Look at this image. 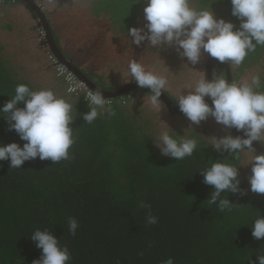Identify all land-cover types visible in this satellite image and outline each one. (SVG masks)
<instances>
[{"label": "trees", "instance_id": "1", "mask_svg": "<svg viewBox=\"0 0 264 264\" xmlns=\"http://www.w3.org/2000/svg\"><path fill=\"white\" fill-rule=\"evenodd\" d=\"M189 2L197 10L212 9L217 19L239 27L240 21L231 15L230 0ZM1 4L24 3L1 0ZM145 7L144 0H93L91 13L104 19L112 32L128 36L127 30L137 26ZM33 31L49 73L44 81L29 80L0 55V106L14 96L18 84L34 91L49 88L72 105L76 118L70 127L75 142L69 149L71 159L56 164L37 157L21 168H11L10 161H0V264H33L39 259L42 250L30 239L37 229L52 232L69 249L68 264H165L169 258L174 264H258L256 255L264 251V238H253L251 225L264 215V194L246 188L240 176L242 151L233 156L218 152L196 132L186 136L180 129L170 135L196 139L193 155L179 161L162 155L149 133L150 120L141 122L142 108L136 106L142 103L140 96L149 94L147 88L109 99L115 115H98L89 124L82 119L90 110L84 97L68 95L65 83L55 74L49 61L54 55L40 35L42 27L35 26ZM257 64L262 65L260 91H264V46H257L238 68L243 71ZM214 68L225 74L222 63H213L212 76ZM230 73L235 81L231 68ZM85 76L104 91L118 89L101 76ZM6 118L0 112V144L15 142L22 147L25 142L8 130ZM218 159L238 168L240 191L221 197L235 204L231 211L221 212L207 201L214 187L206 185L199 173ZM149 215L156 218L155 224L148 223ZM70 217L78 221L75 235L69 231Z\"/></svg>", "mask_w": 264, "mask_h": 264}, {"label": "clouds", "instance_id": "2", "mask_svg": "<svg viewBox=\"0 0 264 264\" xmlns=\"http://www.w3.org/2000/svg\"><path fill=\"white\" fill-rule=\"evenodd\" d=\"M33 2L35 3L34 0ZM230 2L231 15L240 21L238 28L223 18L217 19L212 9L197 10L189 0H144L146 7L143 12L147 23L144 28L128 29V36L136 46L147 41L151 47L175 48L179 56L186 58L192 65L198 64L202 54L207 53L220 63L227 62L230 68L233 64L239 66L249 53L256 51L257 46H264V0ZM38 7L42 10L41 6ZM44 39L46 42V37ZM128 71L131 75L128 82L135 81L138 87L150 90L149 99L153 107L162 104L160 97L168 83L165 77L155 74L135 59L128 63ZM260 89L259 75L253 76L250 83L233 80L229 83L224 73L213 72L210 82L204 75L187 95L179 96L176 104L191 122L190 126L199 125L212 117L216 123L228 129L243 132L246 138L232 135L212 137V147L232 156L243 149L254 150L249 164L250 190L264 194V153L256 154L252 147L253 142H259L261 135H264V91ZM73 91L74 88L68 89L70 93ZM205 97L211 100V105L206 102ZM85 101L90 110L82 114V119L89 124L98 115H115L109 98H105L100 89L89 90ZM21 103L24 105L22 108L18 107ZM72 110V105L51 89L34 91L25 84H18L14 96L0 106V112L7 114L4 120L8 124V130H14L25 143L22 147L15 142L0 144V161H10L11 168H21L26 161L37 157L42 161L51 160L54 164L71 159L69 149L75 140L70 125L76 118L72 116ZM159 141L155 145L161 154L175 158L176 161L192 156L197 148L196 139H177L169 131L161 132ZM222 160L213 161L210 167L199 172L204 177L203 182L214 187L207 201L216 205L221 212L226 209L231 211L235 205L229 198L222 199V193L240 191L238 168L223 163ZM144 206L142 203L141 207ZM147 221L149 224L157 222L151 215L147 217ZM68 227L70 233L75 235L79 227L78 221L70 217ZM251 229L253 238L258 241L264 238V215L260 214L253 221ZM30 239L42 250L41 257L34 260L33 264H68L71 258L69 249L62 247L52 232L37 229ZM256 257L258 264H264V251H260ZM165 264H174L173 259L169 258ZM251 264L257 262L253 261Z\"/></svg>", "mask_w": 264, "mask_h": 264}, {"label": "rangeland", "instance_id": "3", "mask_svg": "<svg viewBox=\"0 0 264 264\" xmlns=\"http://www.w3.org/2000/svg\"><path fill=\"white\" fill-rule=\"evenodd\" d=\"M34 1L38 6H41L42 10H44V5L40 0ZM63 1L64 0H62V2ZM69 1L74 4H64L59 10H57L58 6L57 8L56 6L55 8L52 7V13L56 14L57 21L59 19H64L67 23L73 22L77 25L85 26L86 24H90L91 27L89 29L92 30V33H95L94 37L92 35V47L89 50V55H91L94 59L91 62L95 63L96 59L94 56L98 57L97 59L103 58V62H106L107 66H109L108 68L105 66L107 69H101L98 71L111 72L112 75L106 78H112L115 86H121L131 80V75L128 71V63L133 59L144 64L155 74L165 77L168 83L163 91L174 98L176 102L181 94L187 95L188 91H191L194 88L196 82L203 79L204 75H206V65L208 59L210 58L207 53L202 54L198 64L192 65L186 58L182 59L175 48H168V46H161L158 48L151 47L147 41L142 42L139 46H136L135 44H132L129 36H120L114 31L112 32L110 26L104 22L97 23V21L92 18L93 15L90 12L89 6L93 0ZM85 1H88L89 4L87 5ZM48 12L50 13L51 11ZM146 23L147 21L144 19L143 12L136 27L144 28ZM145 31L147 30L145 29ZM12 50L17 52L14 48H12ZM10 62L17 63L9 59V63ZM25 62L26 64H23L21 67H18V69H15L16 73H18L21 77L28 78L32 81L37 78L39 81H44L45 74L40 76L38 71L32 72V66L35 65V62ZM231 71L234 75L235 82L250 83L253 76L259 75L261 77L262 65L257 64L249 69L240 71L238 66L233 64L231 66ZM213 72L220 74L221 70L214 68ZM149 96L150 94L146 95V97L140 96L139 99L142 100V103L137 104L136 106L142 108L140 109L141 114L139 115L141 122L146 119L150 120L151 129H149V133L156 140L157 144L160 142L159 136L161 132L169 131L171 134L180 129L185 132L186 136L192 132H196L212 145L214 143L212 137L220 138L226 135H232L235 137V135L228 128L216 123L212 117H209L206 121H202L199 125L190 126L191 122L184 115L179 116L174 114L162 104L158 107H153L150 103ZM259 143L264 145V135H261ZM242 155L240 176L246 183V188L250 190L248 178L251 175V165L249 164L252 161L254 153L247 149H243Z\"/></svg>", "mask_w": 264, "mask_h": 264}, {"label": "crops", "instance_id": "4", "mask_svg": "<svg viewBox=\"0 0 264 264\" xmlns=\"http://www.w3.org/2000/svg\"><path fill=\"white\" fill-rule=\"evenodd\" d=\"M40 1L44 5L43 13L49 20L48 24L52 30V34L56 37L57 41L55 43L62 50L65 58L72 62L79 70L84 71L85 73L82 72L84 75L94 74L101 76L106 81H104L106 84H112L116 88L125 85L115 86L112 78H106L112 75L111 72L98 71L107 69L109 66H107L106 62H103V58L97 59L98 57L94 56L96 64L91 62L94 59L89 55V50L92 47V35L94 37L95 33H92V30L89 29L91 27L90 24L83 26L74 24L73 22L67 23L64 19L56 20V14L52 13L55 6L56 8L58 6L57 10H59L64 4L69 3L73 5L74 3L72 4L69 0H64L63 2L62 0ZM85 3L89 4L88 1H85ZM89 7L91 12V4ZM48 11L51 12L49 13ZM92 18L97 23L104 22L107 24L104 19ZM35 26H37L35 17L25 4L0 5V47L2 48L0 55L7 60L11 59L17 62H11L14 69H18L21 65L26 64L25 61H33L35 65L32 66V72L38 71L39 75L42 76L49 73V68L42 51L35 44L33 31ZM12 48L16 49L17 52L12 50Z\"/></svg>", "mask_w": 264, "mask_h": 264}, {"label": "water", "instance_id": "5", "mask_svg": "<svg viewBox=\"0 0 264 264\" xmlns=\"http://www.w3.org/2000/svg\"><path fill=\"white\" fill-rule=\"evenodd\" d=\"M18 1H21L24 4H26L34 12V15H35L34 17L37 18V26L42 27V29L45 33L46 43L48 44L51 52L56 57V59L61 64H63L65 67H67L80 81L84 82L90 90L100 89L93 82H91L89 79H87V77L77 67H75L73 64H71L70 61H68L63 56V54L59 51V49H58V47H57V45L53 39V36H52L51 31H50V27H49V24L46 20V17L44 15V13L42 12V10L40 9V7L35 5L33 0H18ZM215 61H217L215 58L210 57L208 59L207 65H206V79L209 82L212 80V67H213V63ZM222 64H223L224 69H225L226 78H227L228 82L231 83L232 77H231V73H230V67H229L227 62L222 63ZM136 88H139V87L137 86L135 81H131V82L123 85L122 87L118 88L117 90H115L113 92H107V91H104L102 89H100V90L103 91V95L105 96V98L111 99V98H115V97H120V96H122V95L136 89ZM162 92H163V90H162ZM160 100L168 109L181 113L176 102H173L164 92L162 93ZM205 100L209 105H211L212 102L208 97H205ZM231 131L234 134H236L237 136H241L242 138H246V137H244L243 132H239L234 128L231 129ZM252 147L255 149L256 153H261V154L264 153V146L259 144L258 141H254L252 144Z\"/></svg>", "mask_w": 264, "mask_h": 264}, {"label": "built area", "instance_id": "6", "mask_svg": "<svg viewBox=\"0 0 264 264\" xmlns=\"http://www.w3.org/2000/svg\"><path fill=\"white\" fill-rule=\"evenodd\" d=\"M40 35L45 38L44 33H40ZM49 61L54 67L55 74L58 78H60L66 86V92L70 96H79L82 95L85 97L87 95V92L90 90L86 84L82 81H80L67 67H65L63 64H61L54 56H49ZM74 88L75 91L68 92L69 88ZM86 102V101H85Z\"/></svg>", "mask_w": 264, "mask_h": 264}, {"label": "flooded vegetation", "instance_id": "7", "mask_svg": "<svg viewBox=\"0 0 264 264\" xmlns=\"http://www.w3.org/2000/svg\"><path fill=\"white\" fill-rule=\"evenodd\" d=\"M260 144V143H259Z\"/></svg>", "mask_w": 264, "mask_h": 264}]
</instances>
